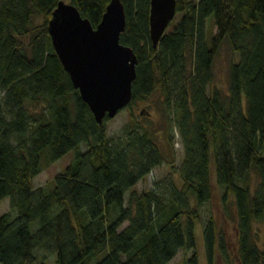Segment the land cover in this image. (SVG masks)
<instances>
[{
    "label": "trees",
    "instance_id": "16d2710c",
    "mask_svg": "<svg viewBox=\"0 0 264 264\" xmlns=\"http://www.w3.org/2000/svg\"><path fill=\"white\" fill-rule=\"evenodd\" d=\"M60 1L96 28L112 0H0V203L11 201L0 216V264H50L41 252L54 264H169L182 250L193 251L183 264H200L202 222L208 264L218 253L234 264L213 214L203 221L213 175L225 212L235 210V264H264L254 232L264 221V0H177L157 48L151 0H121L120 42L138 58L128 108L160 95L184 151L172 166L177 179L142 193L132 189L168 155L134 117L118 138L109 137L110 119L97 123L52 44ZM224 46L238 57L226 93L215 86ZM168 143L174 150L173 127ZM72 151L53 188L35 189L34 179Z\"/></svg>",
    "mask_w": 264,
    "mask_h": 264
},
{
    "label": "water",
    "instance_id": "95a60500",
    "mask_svg": "<svg viewBox=\"0 0 264 264\" xmlns=\"http://www.w3.org/2000/svg\"><path fill=\"white\" fill-rule=\"evenodd\" d=\"M176 14L177 0H151L154 48ZM126 24L121 0L110 2L96 28L66 1L59 2L48 24L55 52L99 125L115 118L133 99L138 58L132 48L120 42Z\"/></svg>",
    "mask_w": 264,
    "mask_h": 264
},
{
    "label": "rangeland",
    "instance_id": "374dc122",
    "mask_svg": "<svg viewBox=\"0 0 264 264\" xmlns=\"http://www.w3.org/2000/svg\"><path fill=\"white\" fill-rule=\"evenodd\" d=\"M68 2V1H66ZM179 19V18H178ZM178 19L176 21H178ZM41 23V20L39 21ZM207 32L208 40L211 46L212 33H215L214 29V18L211 17L207 20ZM28 43V39H24ZM238 57L236 54L230 53L228 48L224 46L219 53L215 61V86L226 93L228 91V72L231 63L237 62ZM132 117L135 118L137 123L142 126L150 127L155 131V136L157 141L163 146V150L168 155V161L170 163L163 164L162 166L155 168L152 173L136 185L132 190L138 193L149 191L155 188L156 185L160 184L165 186L166 183L172 179H177L174 177V171L172 166L175 165L179 167L183 157L184 151L182 144L180 142V135L173 121L169 120L165 108L163 105V98L157 95L151 98L148 102H141L132 109L126 108L121 111L115 118L110 119L107 123L108 134L111 138H118L124 134L125 126L130 122ZM173 127V132L175 135V148L174 150L170 147L168 143V137L170 129ZM85 149V147H83ZM175 157V160H174ZM75 158V152L72 151L65 157L60 159L58 162L52 164L45 170H43L33 181L35 189L46 188L51 189L54 185V179L58 174H60ZM174 160V163L171 162ZM255 180V178L253 177ZM213 199L212 201L204 207L202 210L203 221L206 222L209 215L212 213L214 218L218 223V227L222 236L225 238L228 252L230 254L231 260L235 264L238 259V232L236 225V215L233 206H230L229 213L225 212L224 206L222 204L221 196L222 193L217 187L215 182V177L213 175ZM129 194L127 195L128 198ZM11 211V201L10 199H5L0 203V216ZM200 225L196 230L197 247L196 252L198 253L200 264H208L206 256V246L203 238L204 224ZM254 232L256 233L257 244L264 250V221L259 224L254 225ZM193 251H180L178 255L169 264H183L185 258L191 256ZM46 258L50 264H54L56 257L47 252H41L38 254V259L42 260ZM216 264H227L218 253L216 256Z\"/></svg>",
    "mask_w": 264,
    "mask_h": 264
}]
</instances>
